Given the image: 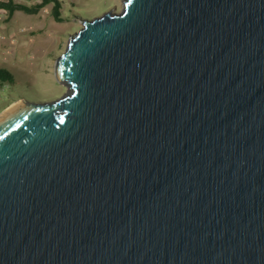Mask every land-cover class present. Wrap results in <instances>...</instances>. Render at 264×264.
<instances>
[{"label":"water","instance_id":"95a60500","mask_svg":"<svg viewBox=\"0 0 264 264\" xmlns=\"http://www.w3.org/2000/svg\"><path fill=\"white\" fill-rule=\"evenodd\" d=\"M0 113V264H264V0H122Z\"/></svg>","mask_w":264,"mask_h":264},{"label":"rangeland","instance_id":"374dc122","mask_svg":"<svg viewBox=\"0 0 264 264\" xmlns=\"http://www.w3.org/2000/svg\"><path fill=\"white\" fill-rule=\"evenodd\" d=\"M6 1V0H3ZM60 20L53 16V2L34 12L15 9L11 14L0 8V68L14 76L12 83H1L0 113L17 99L50 102L65 92L53 75L55 58L67 38L76 32L82 19L103 12L120 11L122 0H58ZM35 8L41 0H12Z\"/></svg>","mask_w":264,"mask_h":264},{"label":"trees","instance_id":"16d2710c","mask_svg":"<svg viewBox=\"0 0 264 264\" xmlns=\"http://www.w3.org/2000/svg\"><path fill=\"white\" fill-rule=\"evenodd\" d=\"M53 2V16L57 19L60 20L59 13H58V8L60 6V3L58 0H41L40 4H38L35 8H27L21 4H16L12 2V0H0V8H3L7 11L8 14H11L15 9H21L26 12H34L36 11L39 7L49 3ZM14 81V76L10 71H8L6 68H0V82L1 83H12Z\"/></svg>","mask_w":264,"mask_h":264},{"label":"built area","instance_id":"2783aa9c","mask_svg":"<svg viewBox=\"0 0 264 264\" xmlns=\"http://www.w3.org/2000/svg\"><path fill=\"white\" fill-rule=\"evenodd\" d=\"M3 85H5V84H3ZM3 85H1V83H0V88H1V86H3Z\"/></svg>","mask_w":264,"mask_h":264},{"label":"bare ground","instance_id":"6f19581e","mask_svg":"<svg viewBox=\"0 0 264 264\" xmlns=\"http://www.w3.org/2000/svg\"><path fill=\"white\" fill-rule=\"evenodd\" d=\"M13 104V103H12Z\"/></svg>","mask_w":264,"mask_h":264}]
</instances>
